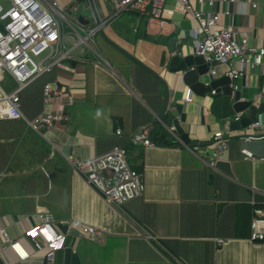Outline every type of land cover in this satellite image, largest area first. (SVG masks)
I'll return each instance as SVG.
<instances>
[{
    "label": "crops",
    "instance_id": "1",
    "mask_svg": "<svg viewBox=\"0 0 264 264\" xmlns=\"http://www.w3.org/2000/svg\"><path fill=\"white\" fill-rule=\"evenodd\" d=\"M59 1L70 9L71 0ZM79 4L89 12L87 19L94 16L90 0ZM93 5L101 20L94 40L22 91L26 118L53 109L68 112L70 120L39 132L25 117L0 119V264H264V241L255 240L253 230L254 206L264 204V157L246 156L236 131L228 130L237 113L223 117L222 107L216 114L211 92L193 93L186 101L189 86L168 68L171 47L181 56L195 54L197 19L176 13L161 26L145 14L117 11L107 0ZM202 8L219 13L221 23L248 38L250 46L264 48V0L218 1ZM214 67L215 78L229 75L227 63ZM204 78L205 83L212 79ZM46 82L71 86L74 102L46 106ZM237 83L235 99L264 104V56ZM171 113L189 144L168 123ZM142 129L152 144L136 141ZM218 130H225L230 142L212 167L211 139ZM196 144L198 150L192 148ZM115 145L128 150L146 182L141 197L121 206L105 200L70 162ZM41 214L51 215L55 228L68 234L51 257L48 247L37 249L25 235L42 221ZM87 225L101 236L83 235ZM16 241L22 250L12 246Z\"/></svg>",
    "mask_w": 264,
    "mask_h": 264
},
{
    "label": "built area",
    "instance_id": "2",
    "mask_svg": "<svg viewBox=\"0 0 264 264\" xmlns=\"http://www.w3.org/2000/svg\"><path fill=\"white\" fill-rule=\"evenodd\" d=\"M80 0H71L79 3ZM117 11L130 10L145 14L150 22L164 26L167 18L176 13L191 14L199 25L192 30L196 38L195 53L204 57L212 64L208 74L216 77V63H227L229 75L233 82V90L239 85L237 80L242 78L250 68L262 64L264 48L249 45L248 38H239L230 27L221 23V16L214 11L202 8L207 4L213 6L216 2L232 3L236 0H107ZM197 4V5H195ZM256 7L257 4L254 3ZM67 5L59 0H0V66L16 81V87L7 90L0 80V119L24 118L22 111V91L35 79L61 67L63 62L72 57L76 48L88 45L100 31V24L94 28L86 27L78 17L70 15ZM77 9L74 7L73 10ZM70 10V9H69ZM230 15L229 9L224 12ZM66 24L69 30L66 29ZM75 35L77 41L69 44L67 37ZM212 94L216 91L212 90ZM193 91L188 88L186 101L192 100ZM75 97L71 86H61L46 82L43 86L44 104L53 106L56 103L69 106ZM243 112L237 113L231 121L239 120ZM28 125L35 131L51 127L55 123L69 121L68 112L44 111L41 114L26 118ZM258 133L243 132L234 135L240 142L243 139L264 138V114L250 126ZM248 130V129H247ZM260 130V132H259ZM121 134V130H118ZM140 144H152L150 134L143 131ZM230 137L225 130L214 133L211 143L209 165L214 167L222 154L228 149ZM199 144L192 146L198 150ZM246 156L253 157L250 152L243 150ZM72 166L95 188L108 202L121 206L130 200L141 197L146 190V182L142 170L135 168L128 156V150L121 145H115L110 150L88 159L72 158ZM253 230L254 237L264 239V206L254 208ZM42 221L26 230L25 235L35 242L37 249L43 246L50 250L48 256L62 249L67 240V233L59 232L53 223L52 216L41 214ZM82 234L89 237H99L102 232L95 226H84ZM41 238L43 244L37 239ZM217 242L222 244L223 239ZM17 250H22L20 242H12Z\"/></svg>",
    "mask_w": 264,
    "mask_h": 264
},
{
    "label": "water",
    "instance_id": "3",
    "mask_svg": "<svg viewBox=\"0 0 264 264\" xmlns=\"http://www.w3.org/2000/svg\"><path fill=\"white\" fill-rule=\"evenodd\" d=\"M90 2L91 11L94 15L91 20L95 21L97 24H101L100 17L94 9L93 0H90ZM88 14L89 12L87 11L82 13L79 16V20L85 24H88L90 22V19L86 18ZM171 50L173 55L168 66L171 73H175L180 76L184 83L191 87L193 93H197L200 96H205L206 93L215 90L216 93L213 94L214 100L212 103V109L216 114L220 115L218 112L222 107L224 108L223 117H229L239 112L244 113L239 120H233L228 124V130L232 129L235 131H245L250 128L253 122L258 121L260 114L264 112V104L257 106L252 101H242L235 99L233 88L231 86L233 80L229 75H224L219 78H212L205 83L204 77L208 74L212 64L206 62L203 56L197 55L196 53L181 56L175 52L174 47H171ZM155 75L161 78L160 75ZM164 113L165 112H162L160 114L161 119ZM169 116L170 119L168 123L170 125L173 124L177 131L181 134L182 140L186 144H189L188 134L182 128L178 118L172 113L169 114ZM143 131L144 129L140 130L138 133L142 134ZM240 144L243 150L252 153L254 156L264 157V138L243 139L240 141ZM72 232L73 234H78V232L74 229H71V233Z\"/></svg>",
    "mask_w": 264,
    "mask_h": 264
},
{
    "label": "rangeland",
    "instance_id": "4",
    "mask_svg": "<svg viewBox=\"0 0 264 264\" xmlns=\"http://www.w3.org/2000/svg\"><path fill=\"white\" fill-rule=\"evenodd\" d=\"M74 7H77V9L73 10ZM70 9L71 10H67V11H70V15L74 16V17H78L82 14V13H85V10H84V5H81L79 3H72L71 6H70ZM92 17L90 16V22H89V26L92 25V23H94V21L91 20ZM66 29L69 30V26L66 24ZM0 80H2L3 82L6 83V89L7 90H11L13 89L14 87H16V81L9 75V73L3 69L1 66H0ZM243 131H236L235 135H238L240 133H242Z\"/></svg>",
    "mask_w": 264,
    "mask_h": 264
},
{
    "label": "trees",
    "instance_id": "5",
    "mask_svg": "<svg viewBox=\"0 0 264 264\" xmlns=\"http://www.w3.org/2000/svg\"><path fill=\"white\" fill-rule=\"evenodd\" d=\"M256 206H264V204H256V205L254 206V208H255ZM254 238H255V240H258V241H264V239H260V238H258V237H254Z\"/></svg>",
    "mask_w": 264,
    "mask_h": 264
}]
</instances>
